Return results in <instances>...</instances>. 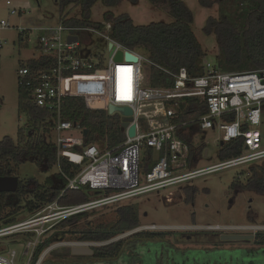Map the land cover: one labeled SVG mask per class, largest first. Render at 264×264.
I'll return each mask as SVG.
<instances>
[{"label": "built area", "instance_id": "built-area-1", "mask_svg": "<svg viewBox=\"0 0 264 264\" xmlns=\"http://www.w3.org/2000/svg\"><path fill=\"white\" fill-rule=\"evenodd\" d=\"M5 4L10 7V15L25 12L11 7L9 1ZM102 25L104 29L100 31L60 21L55 27L27 29L0 21V30L14 29L21 41H30L29 35L36 34V48L29 51L31 55L27 60L39 62L38 67L32 69L25 63L18 70V78L27 80L32 104L50 114L57 158L65 159L77 168L72 178L64 177L66 184L57 199L29 218L0 226V239L14 236V242L24 241L22 257L26 264L30 263L36 247L63 219L104 206L122 205L151 192L166 191L164 200L170 202L177 189L198 177L237 166L264 163V69L219 73L204 63V74L191 77L183 68L169 72L159 67L170 75L172 85L142 87V70L153 64L143 55L101 34L108 32L111 26L110 23ZM90 33L108 41L106 58L82 49V43H90ZM5 44L6 41L0 38V50ZM118 53L122 54L121 60L115 59ZM125 53L137 60H125ZM68 98L82 99L86 106L89 101L103 102L106 112L109 106L129 108L132 114L127 128L122 131L124 141L112 149L87 143L85 129L63 118L62 108ZM187 99L204 103L206 114L198 115L196 111L181 121ZM114 114L121 116V122L126 117L120 111ZM193 115L198 116L191 118ZM192 122L201 131H219L218 154L220 147L237 140L241 141V153L213 166L196 168L190 159L188 144L179 135ZM131 126H135L133 137L128 136ZM145 151L152 152L148 167L142 163ZM80 189L94 195L81 204H59L66 191ZM159 227L150 225L136 229L156 230ZM55 244V247L77 246L67 242ZM15 256L14 250L6 251V246L0 245V264H14ZM39 260L35 264L40 263Z\"/></svg>", "mask_w": 264, "mask_h": 264}, {"label": "trees", "instance_id": "trees-1", "mask_svg": "<svg viewBox=\"0 0 264 264\" xmlns=\"http://www.w3.org/2000/svg\"><path fill=\"white\" fill-rule=\"evenodd\" d=\"M97 1L99 0H55L61 15L69 7L80 9L79 19H65L62 16L60 21L76 27H94L100 31L104 29L102 23H110L108 34L111 39L126 49L143 55L153 64L146 69L147 87L172 85L170 75L159 67L169 72H177L183 68L191 77L204 74L205 53L191 29L192 13L182 0H146L172 18L170 23L148 25H134L127 14L114 16L109 13L104 15L102 23H92L89 20L90 10ZM100 1L105 7L114 8L123 0ZM128 1L136 4L139 0ZM198 2L203 8L212 9L216 6L218 9V17H209L204 29L206 34L215 35L221 51L220 70H215L219 73H234L264 69V0ZM26 64L35 69L39 62L28 61ZM24 66L25 63L21 65ZM30 90L27 80L18 78L17 108L25 114L28 127L25 133H18L15 141L6 137L0 142V176H13V171L25 162L34 163L44 173L57 166L58 172L46 178L42 184L34 179L25 183L18 181L16 192L0 193V226L16 222V215L22 211L31 216L44 205L57 199L66 184L64 177L72 178L77 171L76 166L65 159H58L54 144L46 141L45 134L47 131L51 132L53 123L47 111L32 104ZM185 105L187 107L182 108L181 121L188 119L187 115L196 111L199 112L198 115L206 114L205 104L196 99H187ZM62 113L63 118L87 130V143L112 149L125 139L120 128L121 119L117 114L109 115L104 110H90L82 99H66ZM194 123L187 125L184 133L179 134L189 146L190 159L205 153V147L199 140L202 131L195 128ZM241 149L240 140L223 145L220 147L218 158L223 161L236 157L241 153ZM143 155L142 163L148 167L152 162V152L145 151ZM247 170L250 175L246 177L244 189L264 196V164L250 165ZM183 191L186 201L193 203L196 190L187 186ZM91 196L86 189L66 191L59 199V204L77 205L89 201ZM94 213V210L83 212L59 222L43 243L36 247L29 264H35L46 248L58 242L96 245L88 247L92 251L91 255H72L70 247H58L51 250V257L41 264H221L205 259L208 252L182 251L174 247L165 240V237L171 234L169 232L140 230L125 238L113 240L142 226L135 204L118 205L114 209V221L97 225L85 224L86 227L81 228L80 222ZM254 239L264 249V232L256 233ZM247 251L250 254L249 259H252L247 264H260L264 253L259 255L256 253L258 250Z\"/></svg>", "mask_w": 264, "mask_h": 264}, {"label": "rangeland", "instance_id": "rangeland-1", "mask_svg": "<svg viewBox=\"0 0 264 264\" xmlns=\"http://www.w3.org/2000/svg\"><path fill=\"white\" fill-rule=\"evenodd\" d=\"M6 1L11 3V7L20 8L25 12L10 15V7L5 4ZM182 1L192 13L191 29L205 53L204 63L220 70L221 51L218 41L213 33L208 35L204 32L207 19L218 17L217 7L206 9L199 4L198 0ZM107 13L114 16L127 14L134 25L170 23L172 21L168 14L154 8L146 0H139L136 4L123 0L119 6L114 8L105 7L99 0L92 6L89 20L92 23H102L104 15ZM62 16L65 19H79L80 9L79 7H69L61 15L55 0H0V21H7L11 27L27 29L55 27L60 23ZM90 34V43H82V49L91 54L98 53L106 58L108 41L100 35ZM101 34L109 36L107 31ZM0 38L6 41L0 50V142L6 137L15 141L18 133L20 131L25 133L28 127L25 114L17 108L18 70L22 64L27 63V59L31 55L29 51L36 48V34L32 32L29 35L30 41L26 39L21 41L17 38L14 29L7 28L0 30ZM145 84L146 70L143 69L141 86L145 87ZM117 115L121 119V116ZM49 132L47 131L45 134L46 141L53 143L54 136ZM199 137L207 155L205 156V153L203 156L195 155L193 159L196 168L201 169L217 164L220 161L218 158L219 131L205 130ZM249 166H237L192 180L184 187L190 186L196 190L193 203L186 201L183 187L176 190L170 202L164 200L166 191H160L141 195L122 205L135 204L142 225L140 227L160 226L159 229L153 231L171 233L165 237V240L182 251L208 252L207 257L204 258L211 263L217 261L221 264H247L252 261L249 259L248 249L255 252L258 250L259 252L256 253L259 255L264 252L263 246L256 243L254 239L257 232H264L259 230L264 228V196L244 189L246 177L250 175L247 170ZM13 172L15 173H12L13 176L22 183L34 179L42 184L46 178L58 172V167L55 166L49 172L44 173L34 163L25 162ZM116 207L118 205L95 209V213L80 222L79 226L84 228L85 224L97 225L114 221ZM29 217L26 212L22 211L16 215V221ZM215 228L218 229L215 230ZM136 232H138L137 229L125 232L113 240L125 238ZM214 234L220 236H213ZM221 235L251 236V238L222 241ZM15 239L14 236L1 238L0 245H5L6 251L14 250L16 252L14 264H26V259L22 257L24 241L14 242ZM67 243H74L82 247L96 245L81 242ZM55 245L53 244L54 247L41 253L40 260L38 258L40 263L51 257V250L58 248ZM250 253L252 254V252ZM259 263L264 264V256Z\"/></svg>", "mask_w": 264, "mask_h": 264}, {"label": "water", "instance_id": "water-1", "mask_svg": "<svg viewBox=\"0 0 264 264\" xmlns=\"http://www.w3.org/2000/svg\"><path fill=\"white\" fill-rule=\"evenodd\" d=\"M69 40H75L74 38H70ZM122 54L118 53L115 57L116 60H121ZM124 58L127 61L135 62L137 58L130 53H125ZM87 107L90 110H104L105 105L103 102H97V101H89L87 103ZM116 111H120L125 118L122 119V122L120 124V128L122 131H124L127 126L128 122H130L131 118L129 117L132 112L129 108L123 107V108H115L113 106L108 107V114L113 115ZM84 134H87V130L84 131ZM135 134V126H131L128 129V136L133 137ZM223 143L221 142L220 145ZM207 155V151L205 152V156ZM18 189V178L15 176H0V193H14ZM222 241H233V240H246L248 238H251V236H237V235H221ZM72 255H91L92 251L88 247H82V246H74L71 248Z\"/></svg>", "mask_w": 264, "mask_h": 264}, {"label": "flooded vegetation", "instance_id": "flooded-vegetation-1", "mask_svg": "<svg viewBox=\"0 0 264 264\" xmlns=\"http://www.w3.org/2000/svg\"><path fill=\"white\" fill-rule=\"evenodd\" d=\"M218 228H215V230H217ZM259 230H263L264 231V228H261ZM258 233V232H257ZM213 236H220V235H217V234H214ZM262 253V252H261ZM264 253V252H263Z\"/></svg>", "mask_w": 264, "mask_h": 264}]
</instances>
